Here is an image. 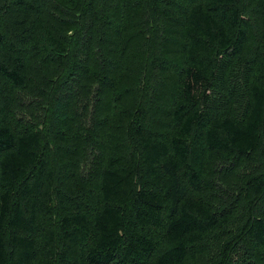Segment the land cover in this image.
<instances>
[{
    "label": "trees",
    "instance_id": "16d2710c",
    "mask_svg": "<svg viewBox=\"0 0 264 264\" xmlns=\"http://www.w3.org/2000/svg\"><path fill=\"white\" fill-rule=\"evenodd\" d=\"M0 264H264V0H0Z\"/></svg>",
    "mask_w": 264,
    "mask_h": 264
},
{
    "label": "rangeland",
    "instance_id": "374dc122",
    "mask_svg": "<svg viewBox=\"0 0 264 264\" xmlns=\"http://www.w3.org/2000/svg\"><path fill=\"white\" fill-rule=\"evenodd\" d=\"M236 179L239 180V181H241L243 179V173H241V166H238ZM242 208H243V206H241L240 208L237 209L235 217H240V213H242ZM239 220H240V222H242L241 219H239ZM228 237L229 236H227V238Z\"/></svg>",
    "mask_w": 264,
    "mask_h": 264
}]
</instances>
